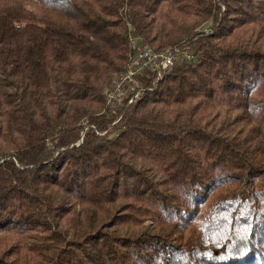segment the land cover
<instances>
[{
    "label": "trees",
    "instance_id": "trees-1",
    "mask_svg": "<svg viewBox=\"0 0 264 264\" xmlns=\"http://www.w3.org/2000/svg\"><path fill=\"white\" fill-rule=\"evenodd\" d=\"M0 264H264V0H0Z\"/></svg>",
    "mask_w": 264,
    "mask_h": 264
},
{
    "label": "built area",
    "instance_id": "built-area-1",
    "mask_svg": "<svg viewBox=\"0 0 264 264\" xmlns=\"http://www.w3.org/2000/svg\"><path fill=\"white\" fill-rule=\"evenodd\" d=\"M132 54L130 55L126 71L113 79L111 88L107 90L110 101L122 99L125 93L135 90L137 77L146 70H151L156 79H160L164 72L172 69L176 62L177 55L181 52L179 48L169 47L157 50L149 45H138V41L131 39ZM186 58H192L189 51L181 52ZM136 91L130 103L139 95Z\"/></svg>",
    "mask_w": 264,
    "mask_h": 264
},
{
    "label": "rangeland",
    "instance_id": "rangeland-1",
    "mask_svg": "<svg viewBox=\"0 0 264 264\" xmlns=\"http://www.w3.org/2000/svg\"><path fill=\"white\" fill-rule=\"evenodd\" d=\"M158 50H161V49H158Z\"/></svg>",
    "mask_w": 264,
    "mask_h": 264
}]
</instances>
